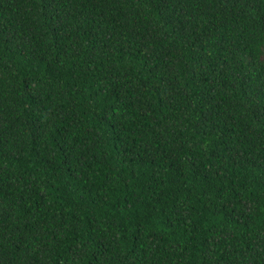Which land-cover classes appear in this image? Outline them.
Wrapping results in <instances>:
<instances>
[{"label": "trees", "instance_id": "obj_1", "mask_svg": "<svg viewBox=\"0 0 264 264\" xmlns=\"http://www.w3.org/2000/svg\"><path fill=\"white\" fill-rule=\"evenodd\" d=\"M0 264H264V0H0Z\"/></svg>", "mask_w": 264, "mask_h": 264}]
</instances>
